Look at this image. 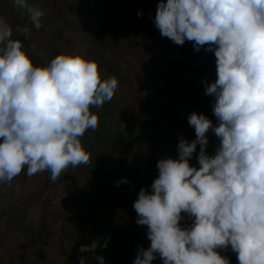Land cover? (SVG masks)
Returning a JSON list of instances; mask_svg holds the SVG:
<instances>
[{"label": "clouds", "instance_id": "9594fccd", "mask_svg": "<svg viewBox=\"0 0 264 264\" xmlns=\"http://www.w3.org/2000/svg\"><path fill=\"white\" fill-rule=\"evenodd\" d=\"M12 4L42 27V9L29 0ZM154 24L174 44L214 52L216 79L204 87L215 99L216 124L189 114L196 138L181 137L178 158L159 160L151 191L140 189L133 208L150 246L138 250L133 264L157 257L163 264H230L217 251L229 245L238 264H264V0H159ZM22 32L27 39L31 28ZM118 86L83 54L34 65L0 16V185L10 186L25 169L28 177L48 172L55 183L69 167L90 164L81 142L99 127L90 109L110 102ZM209 131L219 140L214 155L206 153ZM198 145L197 168L189 160ZM182 213L192 219L188 228L180 224ZM98 247L107 241L93 239L79 251L95 255ZM95 259L105 264L103 256Z\"/></svg>", "mask_w": 264, "mask_h": 264}, {"label": "trees", "instance_id": "16d2710c", "mask_svg": "<svg viewBox=\"0 0 264 264\" xmlns=\"http://www.w3.org/2000/svg\"><path fill=\"white\" fill-rule=\"evenodd\" d=\"M29 3L45 13L39 30L12 0H0V16L34 65L61 53L83 54L119 86L110 102L90 109L99 117L98 129L81 138L90 164L69 167L55 183L48 172L28 177L25 169L10 186L0 185V264H80L79 257L99 264L95 256H103L105 264H133L138 250L150 246L147 226L136 223L133 208L140 189L151 191L159 160L178 158L181 137L196 138L189 114L202 113L216 124L215 99L204 87L205 80L216 79L214 52L162 37L154 24L159 0ZM25 26L31 28L27 39ZM207 136L206 153L214 155L219 140L211 131ZM198 154L199 145L189 160L197 168ZM125 178L128 182L117 186ZM182 217L181 226L190 227L192 219ZM93 239L107 241V247H98L95 255L81 253V245ZM217 251L238 264L230 245ZM153 264L163 262L157 257Z\"/></svg>", "mask_w": 264, "mask_h": 264}, {"label": "rangeland", "instance_id": "374dc122", "mask_svg": "<svg viewBox=\"0 0 264 264\" xmlns=\"http://www.w3.org/2000/svg\"><path fill=\"white\" fill-rule=\"evenodd\" d=\"M125 137H126L128 140H130V141H134V142H139V141H141V140H139L138 138L133 137V136H127V135H119V136H118V138H119L120 140H123Z\"/></svg>", "mask_w": 264, "mask_h": 264}]
</instances>
